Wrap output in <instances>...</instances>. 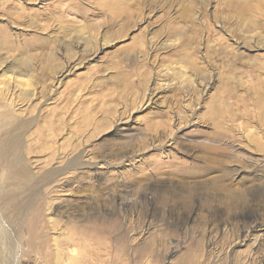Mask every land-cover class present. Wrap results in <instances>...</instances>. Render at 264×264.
<instances>
[{"label":"rangeland","instance_id":"rangeland-1","mask_svg":"<svg viewBox=\"0 0 264 264\" xmlns=\"http://www.w3.org/2000/svg\"><path fill=\"white\" fill-rule=\"evenodd\" d=\"M243 3L0 0V264H264V1Z\"/></svg>","mask_w":264,"mask_h":264},{"label":"bare ground","instance_id":"bare-ground-1","mask_svg":"<svg viewBox=\"0 0 264 264\" xmlns=\"http://www.w3.org/2000/svg\"><path fill=\"white\" fill-rule=\"evenodd\" d=\"M173 1H175V0H173ZM264 0H262V2H263ZM76 2V1H75ZM171 2V1H170ZM243 7H245V8H247L246 10H248V8H249V10H255V11H257V10H260V6L259 5H263V4H261L260 3V0H258L257 2L256 1H252V0H243ZM228 4V3H227ZM231 4V3H230ZM239 4H241V6H242V3L240 2ZM238 4V5H239ZM230 6V5H229ZM240 6V7H241ZM127 7V6H126ZM228 7V6H227ZM245 8H240V9H245ZM56 9V8H55ZM57 10V9H56ZM237 10V9H236ZM251 10V11H252ZM258 12V11H257ZM263 12V11H262ZM258 14V13H257ZM53 15V14H52ZM20 17V15H18L17 16V18H19ZM127 20L124 22V25L125 24H128V23H131V20L132 19H130V17H128V18H126ZM32 23V22H31ZM86 26V25H85ZM91 26V25H90ZM59 27V26H58ZM64 27V26H63ZM110 27V26H109ZM61 30H62V28H60ZM67 29V28H66ZM83 29V28H82ZM58 31H59V29H58ZM64 30H62L61 31V33L63 32ZM80 31V30H79ZM79 31H76V32H78V33H76L73 37H72V41L71 42H74V43H76V45H77V43H80V44H82L81 46H84V50L83 51H85L86 53H92V50H93V48L97 45V37L95 38L94 36H81V35H79ZM65 32V31H64ZM196 32V31H195ZM55 34V33H54ZM194 34V33H193ZM93 35V34H92ZM105 35V34H104ZM103 35V36H104ZM51 36V35H50ZM53 36V35H52ZM56 36V35H55ZM59 36V35H58ZM114 36H116L115 34H114ZM194 36V35H193ZM107 37V36H106ZM109 37V36H108ZM4 39H5V37H3ZM48 38V37H47ZM57 38L58 37H56V39L55 40H57ZM112 38V37H111ZM190 38H192V37H190ZM54 39H53V37H51L50 39H48V41H46L47 43L48 42H52V41H54ZM108 39V38H107ZM188 40V39H187ZM192 40V39H191ZM258 40V39H257ZM260 40V39H259ZM254 41H256V40H254ZM42 42V41H41ZM46 42H45V44L44 45H46ZM108 42V40L106 41V38L105 37H102V44L101 45H103V43L105 44V43H107ZM189 42V41H188ZM188 42H186V43H188ZM36 43V42H35ZM38 43H40V41L38 42ZM38 43H36V44H38ZM185 43V44H186ZM264 43V41H261V42H259V41H256L255 42V44H253V45H251V46H254V48L256 47V48H261V46L260 45H262ZM35 44V45H36ZM43 44V43H42ZM62 44L64 45V49L66 50V54H68L69 56L71 55V51H73L72 50V47H71V45H70V42H69V40H68V42H62ZM71 44H73V43H71ZM100 44V43H99ZM193 44V43H192ZM34 44L30 47V48H40V46L39 45H36L35 46ZM63 45H61V46H63ZM165 45V44H164ZM187 45V44H186ZM190 45V44H189ZM264 45V44H263ZM47 46V45H46ZM49 46V45H48ZM47 46V47H48ZM163 46V45H162ZM74 47H76V46H74ZM45 48V47H44ZM263 48V47H262ZM50 49H52L51 47H50ZM63 49V50H64ZM53 50V49H52ZM51 50V51H52ZM49 52V51H48ZM53 52V51H52ZM51 53V52H50ZM55 53V52H54ZM38 54V53H37ZM52 54V53H51ZM177 54V53H176ZM191 54V53H190ZM33 55H34V53H33ZM39 55H41V54H39ZM74 55V54H73ZM73 55H71V57H69V58H72L73 57ZM41 57V56H40ZM42 57H44V56H42ZM46 57H49V54H47V56ZM180 57H182V56H180ZM37 58V57H36ZM179 58H177L176 57V60H178ZM52 60V59H51ZM51 62V61H50ZM49 62V70L52 72L53 70H56L57 69V67L56 66H54V63L52 64V63H50ZM2 63H4V62H2ZM29 60H24V58L22 57V58H20L19 59V61H18V70H17V72L14 70L13 72L14 73H19V74H23V75H25V74H28V71H29ZM3 65V64H2ZM13 65V64H12ZM11 64H8L7 65V67H13ZM32 66V65H31ZM0 67H1V64H0ZM16 68V67H15ZM59 68V67H58ZM169 68H171V67H169ZM169 68H167V69H169ZM173 70H174V68H172ZM31 70V69H30ZM170 70V69H169ZM168 70V71H169ZM173 70H171V71H173ZM167 71V70H166ZM175 71V70H174ZM173 71V72H174ZM161 72V71H160ZM171 73V72H170ZM174 75L175 74H178L179 75V72L178 73H176V71H175V73H173ZM170 75V74H169ZM181 75H182V73H181ZM7 78H9V79H11V77L10 76H7L6 77V79ZM29 78V77H28ZM12 79L13 80H15V81H18L19 82V79H17V77L16 76H12ZM23 80V79H22ZM28 80V79H27ZM29 80H30V78H29ZM16 86H20L19 87V89H20V93H22L24 96H31V95H33V90L31 91V94H30V92H29V90H28V88H25V86L27 85H29V83H27V82H24V84H15ZM22 86V87H21ZM4 87V89H2L1 88V86H0V104H1V106H2V112H0V114L1 115H3L4 116V118L6 119V121H4V124H5V126L6 127H11L12 125H13V118H14V114H13V112L12 111H10V109H9V107H10V99H12V98H9L8 96H7V93L8 92H11V90L12 91H14V89H10L9 90V85H7V87L6 86H3ZM19 96V95H18ZM12 102V101H11ZM13 114V115H12ZM13 116V118H10V116ZM4 119V120H5ZM16 152V151H15ZM4 156V155H3Z\"/></svg>","mask_w":264,"mask_h":264}]
</instances>
